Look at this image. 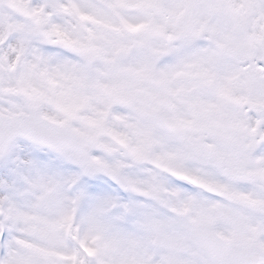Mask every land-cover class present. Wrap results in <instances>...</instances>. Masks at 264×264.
<instances>
[{"label": "snow or ice", "instance_id": "1", "mask_svg": "<svg viewBox=\"0 0 264 264\" xmlns=\"http://www.w3.org/2000/svg\"><path fill=\"white\" fill-rule=\"evenodd\" d=\"M0 264H264V0H0Z\"/></svg>", "mask_w": 264, "mask_h": 264}]
</instances>
